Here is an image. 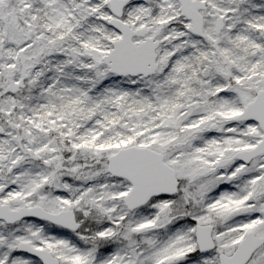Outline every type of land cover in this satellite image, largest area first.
I'll return each instance as SVG.
<instances>
[{
    "label": "snow or ice",
    "instance_id": "snow-or-ice-1",
    "mask_svg": "<svg viewBox=\"0 0 264 264\" xmlns=\"http://www.w3.org/2000/svg\"><path fill=\"white\" fill-rule=\"evenodd\" d=\"M0 264H264V0H0Z\"/></svg>",
    "mask_w": 264,
    "mask_h": 264
}]
</instances>
